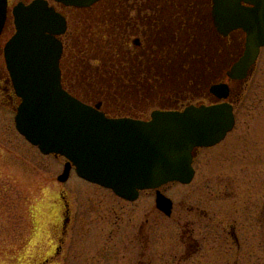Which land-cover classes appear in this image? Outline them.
I'll list each match as a JSON object with an SVG mask.
<instances>
[{
  "label": "rangeland",
  "instance_id": "obj_1",
  "mask_svg": "<svg viewBox=\"0 0 264 264\" xmlns=\"http://www.w3.org/2000/svg\"><path fill=\"white\" fill-rule=\"evenodd\" d=\"M9 2L14 6L18 0ZM69 19L65 46L77 45L73 53L83 52L90 66L99 67L86 92L104 102H133L130 95L120 99L116 88L95 83L97 76H107L106 59L116 56L104 39L96 50L91 45L97 31L109 26L96 22L95 33H89L79 16ZM11 26L10 16L5 33ZM0 63L4 68L2 57ZM0 74V264H264V48L241 93L234 130L220 145L198 151L190 184L161 186L173 202L171 217L155 208L152 190L128 202L73 170L58 182L65 159L39 153L18 134L5 68ZM174 83L163 93L199 101L190 95V81L183 85L176 77ZM147 101L149 116L158 106ZM132 106L133 113H144Z\"/></svg>",
  "mask_w": 264,
  "mask_h": 264
},
{
  "label": "water",
  "instance_id": "obj_2",
  "mask_svg": "<svg viewBox=\"0 0 264 264\" xmlns=\"http://www.w3.org/2000/svg\"><path fill=\"white\" fill-rule=\"evenodd\" d=\"M65 7L85 8L99 0H52ZM219 34L245 33L242 57L229 76L245 80L264 47V0H213ZM7 0H0V36L7 20ZM14 33L0 47L13 93L19 99L14 126L27 143L43 155L63 157L57 181L74 168L83 181L111 190L134 202L140 191L156 190L155 208L169 217L172 201L159 188L169 183L190 184L195 150L222 141L234 126L233 108L188 106L182 111L155 110L149 120L109 118L100 103L88 105L61 84L59 37L67 27L64 16L47 0L19 2L10 11ZM211 92L225 99L228 88Z\"/></svg>",
  "mask_w": 264,
  "mask_h": 264
},
{
  "label": "flooded vegetation",
  "instance_id": "obj_3",
  "mask_svg": "<svg viewBox=\"0 0 264 264\" xmlns=\"http://www.w3.org/2000/svg\"><path fill=\"white\" fill-rule=\"evenodd\" d=\"M7 1L8 7H11V2ZM30 1L18 0L24 4ZM212 1L109 0L106 5H100L102 0H99L85 8L65 7L50 0L49 4L66 20V31L59 37L63 48L65 47V40L70 34L67 30L69 18L73 16H79L82 22H87L85 29L89 33L91 32V25L96 22L99 25H110L104 30L97 31V35L100 37L98 43L102 45V42L106 40L107 44L114 42L117 46L116 57L111 58L110 56L106 59L109 64H104L106 66L104 74L116 76L114 81L117 83L115 88L119 94L118 98L126 99L125 97L130 95L134 101H113L116 103V107L111 106L110 102L112 101H98L96 103H100L99 110L109 118L125 117L147 121L150 119V115L147 116L146 111L152 105L147 101L149 98L151 102L155 100L158 106L152 112L155 110L182 111L191 105L215 106L228 103L232 106V113L235 117L237 104L240 102L241 93L245 89L244 85L249 78L251 79L258 59L254 64L253 71L245 80H234L229 76L232 66L243 55L245 33L237 29L225 36L219 34ZM132 12L134 13L133 17L130 16ZM9 21L10 15L8 13L3 34L0 36L1 46L12 33V26L9 32L5 33ZM103 32L108 37L101 36ZM82 33L85 36L84 29ZM119 33L121 38L114 36ZM106 37L108 39H105ZM111 37L112 40L109 41ZM104 59L100 61L102 62ZM4 68L0 63V72ZM60 70L61 77L70 74L69 71L64 73L61 66ZM98 70L95 71V74ZM184 74H189L191 77L184 79ZM176 77L181 78L183 85L186 81L192 83L190 85L192 94L190 95L198 97L199 101L195 104L192 101H185L187 99L185 95L175 96L171 99L170 95H166L168 91L163 93L161 89L172 87ZM5 83L6 90H8L7 101L10 105L17 104L18 99L13 93L9 80L7 79ZM219 85H225L228 88V95L225 99H219L217 94L211 92L212 87ZM154 87H157L156 90ZM150 93L152 96H147ZM140 94L142 97H137ZM193 96L189 99L191 100ZM137 98L138 101H136ZM88 103L94 105L95 101ZM130 106L136 109L140 108V111L144 113H133L129 108ZM234 123L231 132L237 123L236 117ZM229 134L230 132L227 133L225 139ZM220 143L212 147H216ZM209 148L195 150L193 164L198 151Z\"/></svg>",
  "mask_w": 264,
  "mask_h": 264
},
{
  "label": "trees",
  "instance_id": "obj_4",
  "mask_svg": "<svg viewBox=\"0 0 264 264\" xmlns=\"http://www.w3.org/2000/svg\"><path fill=\"white\" fill-rule=\"evenodd\" d=\"M107 1L109 0H102V2L100 3V5H106ZM96 24V23H94ZM91 25V32H94L93 29L95 27ZM110 27V25H109ZM95 33V32H94ZM100 37H98V35H96V37H93L92 39V47L93 49H98L100 47V43H98V39ZM107 38V37H106ZM104 39V38H103ZM112 40V37L109 38V41ZM71 41H74V40H71ZM80 44L82 45V42H80ZM110 45H112V48L115 50H117V46L114 42H110L109 43ZM69 46V49H67V47ZM68 46H65L64 47V52H63V56H62V59H61V69H64V73L65 72H70V74L68 76H65L63 75L62 76V84L64 86L65 89H67L73 96L77 97L78 99L84 101V102H91L90 100H93V101H100V95L99 94H96L94 93V96L93 94L90 95V93L88 94L86 92V90H88V87L90 85H92L91 81H89L90 77L93 75H96L95 74V71H97V69L99 68L98 66H95L97 68H93L92 66H90L89 64V61L88 59L84 56V53L81 52V54H79V50L76 52V53H73V51L71 50L74 46H77V45H74V44H68ZM112 53L111 55H114L115 53L110 52ZM77 55H80V56H77ZM116 56L112 57V58H115ZM78 74H80V79H77V76ZM116 76H97L96 80H95V83L96 84H103L105 86H107V88H115L116 86L113 85L112 81L115 80ZM75 79H77L78 81H76ZM98 89H100L101 92H106V93H110L111 90L109 91H105L103 89V87H99ZM117 94V92H116ZM90 99V100H88ZM115 99V98H114Z\"/></svg>",
  "mask_w": 264,
  "mask_h": 264
}]
</instances>
